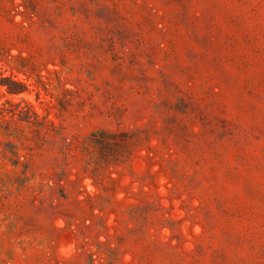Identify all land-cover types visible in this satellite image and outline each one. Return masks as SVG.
<instances>
[{
	"label": "rangeland",
	"instance_id": "374dc122",
	"mask_svg": "<svg viewBox=\"0 0 264 264\" xmlns=\"http://www.w3.org/2000/svg\"><path fill=\"white\" fill-rule=\"evenodd\" d=\"M0 264H264V0H0Z\"/></svg>",
	"mask_w": 264,
	"mask_h": 264
}]
</instances>
